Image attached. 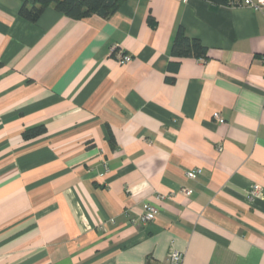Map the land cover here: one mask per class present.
Listing matches in <instances>:
<instances>
[{
  "label": "crops",
  "instance_id": "crops-1",
  "mask_svg": "<svg viewBox=\"0 0 264 264\" xmlns=\"http://www.w3.org/2000/svg\"><path fill=\"white\" fill-rule=\"evenodd\" d=\"M240 1L31 23L0 0V264H264V14Z\"/></svg>",
  "mask_w": 264,
  "mask_h": 264
},
{
  "label": "trees",
  "instance_id": "trees-1",
  "mask_svg": "<svg viewBox=\"0 0 264 264\" xmlns=\"http://www.w3.org/2000/svg\"><path fill=\"white\" fill-rule=\"evenodd\" d=\"M215 5H228L229 0H206ZM123 0H32L31 6L24 4L19 15L34 23L42 12L51 7L55 11L72 19H83L92 15L107 19L116 12ZM206 50L196 39H190L178 31L172 44L171 54L176 57H192L196 60H206ZM45 132L43 126L29 129L23 133L26 139L36 137Z\"/></svg>",
  "mask_w": 264,
  "mask_h": 264
},
{
  "label": "built area",
  "instance_id": "built-area-1",
  "mask_svg": "<svg viewBox=\"0 0 264 264\" xmlns=\"http://www.w3.org/2000/svg\"><path fill=\"white\" fill-rule=\"evenodd\" d=\"M240 4L252 9L255 12H261L264 14V0H241ZM112 54L115 56V61L119 65H127L131 61V57L128 54L121 53L117 50H113ZM262 69L264 72V61L262 62ZM214 119L217 121H220V118L217 114H214ZM220 150V148H218ZM200 173L199 170L187 173L188 178H192L195 174ZM182 193L185 195H188L190 193L187 189H182ZM255 194V193H254ZM157 214L156 209L152 205H145L144 211L142 215L140 216V222L141 223H149L152 222L155 219V216ZM183 260V254L181 252L172 250L167 256V264H181Z\"/></svg>",
  "mask_w": 264,
  "mask_h": 264
}]
</instances>
